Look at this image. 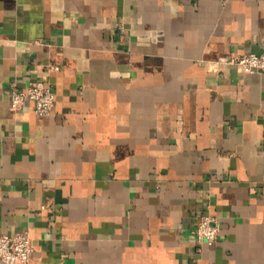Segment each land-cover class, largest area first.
Instances as JSON below:
<instances>
[{
  "label": "crops",
  "instance_id": "crops-1",
  "mask_svg": "<svg viewBox=\"0 0 264 264\" xmlns=\"http://www.w3.org/2000/svg\"><path fill=\"white\" fill-rule=\"evenodd\" d=\"M252 50L264 0H0V233L34 245L14 264H264V72L211 66ZM37 79L47 115L11 103Z\"/></svg>",
  "mask_w": 264,
  "mask_h": 264
},
{
  "label": "built area",
  "instance_id": "built-area-1",
  "mask_svg": "<svg viewBox=\"0 0 264 264\" xmlns=\"http://www.w3.org/2000/svg\"><path fill=\"white\" fill-rule=\"evenodd\" d=\"M224 64L235 65L251 72H264V50L233 53L211 66L214 70H218ZM10 96L15 109L22 108L30 100L39 115L51 113L56 101L55 90L41 79L33 80L25 87H20L13 81L10 85ZM219 230L220 220L215 215L207 213L200 217L193 233L198 241L211 243L216 240ZM33 249V240L28 229L0 233V260L7 264L28 261Z\"/></svg>",
  "mask_w": 264,
  "mask_h": 264
}]
</instances>
